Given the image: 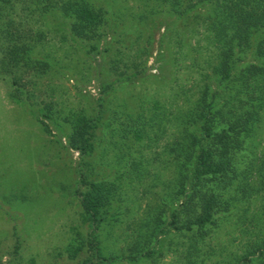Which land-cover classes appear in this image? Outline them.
<instances>
[{"label":"rangeland","instance_id":"1","mask_svg":"<svg viewBox=\"0 0 264 264\" xmlns=\"http://www.w3.org/2000/svg\"><path fill=\"white\" fill-rule=\"evenodd\" d=\"M132 3L99 0L115 11L111 17L121 18L117 34L107 36L106 42L99 40L90 55L75 45L78 41L60 43L57 34L46 33L33 54L55 63L56 70L51 65L40 76H24L14 85L1 74L6 79H0V264H239L242 258L249 259L244 264H257L256 256L262 255L264 194L237 205L203 241L193 244L186 233L166 223L174 165L163 148L171 134L164 133L157 141H122L118 132H112L114 144L102 150L109 129L121 128V117L116 116L136 111L137 93L177 113L195 96L203 82L200 74L209 70L199 69V74L197 66H188V55L178 60L180 53L171 55L170 50L169 56L158 59L156 40L163 32L162 19L157 17L161 23L150 31V23L137 21L141 9L129 8ZM184 29L180 28L187 33ZM197 29L202 28L197 25ZM150 32L147 43L144 37ZM182 38L189 46L197 45L195 51L206 53L200 48L202 40L197 44L195 37ZM171 57H178L172 68L166 63ZM111 82L114 85L109 87ZM14 93L21 103L9 97ZM98 113L95 150L82 159L67 145L70 121L81 115L92 119ZM263 127L264 120L252 137L256 152L264 147ZM115 145L120 156L113 150ZM101 152L110 158L108 165ZM136 162L138 167L130 165ZM84 178L117 186L109 215L95 226L79 206ZM160 210L166 232L154 242L150 228Z\"/></svg>","mask_w":264,"mask_h":264},{"label":"trees","instance_id":"2","mask_svg":"<svg viewBox=\"0 0 264 264\" xmlns=\"http://www.w3.org/2000/svg\"><path fill=\"white\" fill-rule=\"evenodd\" d=\"M128 7L141 9L135 13L137 21L150 23V31L162 22L163 32L156 40L158 59L170 50L171 55L180 53V58H169V67L188 55V66H197L199 74V69L209 70L200 74L203 82L195 96L187 100L185 108H177V113H169L165 104H156L149 96L142 99L144 95L137 93L136 111L116 116L121 117V128L109 129L102 150L114 144L112 132H118L122 141H157L160 135L171 134L169 145L163 148L169 154L167 161L174 165L166 223L186 233L191 243L201 242L237 205L259 192L264 194V147L256 152L252 142L264 120V0H134ZM114 12L101 6L99 0H0V79H6L1 74L7 75L9 85H14L24 76H40L51 65L56 70L55 63L33 54L46 33L57 34L60 43L76 40L75 45L83 49L85 56L90 55L99 40L106 42L107 36L117 34L121 15L111 17ZM157 17L162 21L158 22ZM197 25L202 29L198 30ZM184 26L187 33L180 30ZM185 34L195 37L196 43L202 40L200 48L206 53L199 48L200 52L195 51L196 44L194 47L183 42ZM139 38L140 34L134 36V40ZM144 38L150 42L151 32ZM102 88L105 90L104 85ZM9 97L21 103L17 94ZM99 117V113L92 119L81 115L70 121L67 145L80 156L95 150L94 129ZM43 128L47 129L45 124ZM114 149L118 150L116 145ZM101 154L108 165L110 158ZM81 181L80 209L94 226L98 225L109 215L117 186L103 180ZM162 213L160 210L155 215L150 228V233L155 232L154 242L166 232ZM261 248L257 264H264V246ZM245 261L249 259L242 258L239 264Z\"/></svg>","mask_w":264,"mask_h":264}]
</instances>
